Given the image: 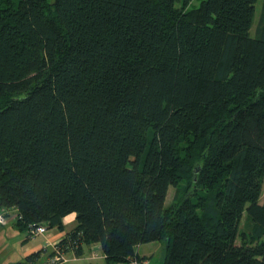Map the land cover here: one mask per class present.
I'll list each match as a JSON object with an SVG mask.
<instances>
[{
  "label": "trees",
  "instance_id": "1",
  "mask_svg": "<svg viewBox=\"0 0 264 264\" xmlns=\"http://www.w3.org/2000/svg\"><path fill=\"white\" fill-rule=\"evenodd\" d=\"M192 1L0 0V211L16 229L74 214L62 254L142 264L163 241L162 264H264V0L255 37L258 0Z\"/></svg>",
  "mask_w": 264,
  "mask_h": 264
},
{
  "label": "crops",
  "instance_id": "2",
  "mask_svg": "<svg viewBox=\"0 0 264 264\" xmlns=\"http://www.w3.org/2000/svg\"><path fill=\"white\" fill-rule=\"evenodd\" d=\"M14 217H15V213L12 214V217L10 218L8 223L11 224L13 227H15L14 224L16 222ZM74 226H75V215L70 214L63 219L64 231L62 232L59 231L57 228H50V229L47 228L46 232L43 235L35 239H29L27 236L28 235L27 231H24V233H21L24 234L25 237L21 245L22 252L20 253V256L12 260L9 259L8 262H6V264H18L24 261V259L27 256L36 253L41 249H45L47 250L46 254H43L39 259V261L37 262V264H43L46 261L49 252L52 251V246L56 245L65 236V234L68 231L74 228ZM147 245L139 246L136 249V254L140 258L145 259L142 262V264L150 263V262L148 263L150 252L145 251L143 249ZM126 263L134 264V262L132 261H128ZM64 264H108V263L104 258L100 245L95 244L91 246H84L82 249V255L79 257L75 256L73 253L66 254V262Z\"/></svg>",
  "mask_w": 264,
  "mask_h": 264
},
{
  "label": "rangeland",
  "instance_id": "3",
  "mask_svg": "<svg viewBox=\"0 0 264 264\" xmlns=\"http://www.w3.org/2000/svg\"><path fill=\"white\" fill-rule=\"evenodd\" d=\"M201 1L203 0H193L191 3V7L197 8ZM262 3L263 0H258L256 4L253 25L250 31L251 37H255L257 34V28L259 25L261 12H262ZM174 195H175V190L173 188H170L166 199L167 207L173 204ZM260 204L262 205L264 204V182H263L262 194L260 197ZM8 223L4 226L0 225V264H6V262H8L9 259L12 260L20 256V253L22 252L21 245L25 237L24 234H21L24 233V231H20ZM239 231L240 233H245L247 236H249L251 232V223L247 218L246 214H244L241 219ZM236 243L237 244L240 243L239 239L237 240ZM143 249L145 251L150 252L149 255L150 257L148 258V263L150 262L149 264H162V260L165 252V243L163 241L151 243L145 246ZM119 264H127V263H119Z\"/></svg>",
  "mask_w": 264,
  "mask_h": 264
},
{
  "label": "built area",
  "instance_id": "4",
  "mask_svg": "<svg viewBox=\"0 0 264 264\" xmlns=\"http://www.w3.org/2000/svg\"><path fill=\"white\" fill-rule=\"evenodd\" d=\"M12 212H5L0 211V225L4 226L6 225L10 218L12 217ZM15 218V217H14ZM46 232V227L44 225H40L38 227H35L28 231V237L30 239H35L41 235H43ZM52 252L54 255L52 257H47L46 261L43 264H64L66 262V254H62L57 249V244L52 246ZM134 264H137L134 262Z\"/></svg>",
  "mask_w": 264,
  "mask_h": 264
}]
</instances>
